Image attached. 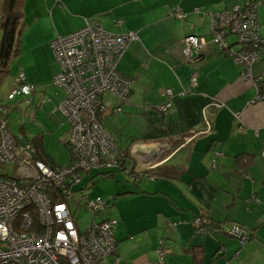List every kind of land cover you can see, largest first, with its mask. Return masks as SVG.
Here are the masks:
<instances>
[{
  "label": "crops",
  "instance_id": "0c3cea01",
  "mask_svg": "<svg viewBox=\"0 0 264 264\" xmlns=\"http://www.w3.org/2000/svg\"><path fill=\"white\" fill-rule=\"evenodd\" d=\"M226 2L60 0L55 4L53 0H22L8 90L22 73L33 92L13 102L0 97V105L24 102L33 113L30 122L31 117L45 122L60 114L57 106L65 93L52 83L60 71L50 49L55 37L76 32L86 22H98L113 34L133 32L138 37L117 65L130 84L128 104L108 93L102 96L104 104L106 94L116 99L126 116L106 124V118L113 115L105 104L108 111L102 127L118 149L134 148L137 153L131 156L138 164L172 169L174 177L140 183L134 192L116 198L105 215L117 219L116 251L109 264H160L158 246L168 250L161 264H264V88L258 93L253 79L264 73V58L251 67L252 78H243L244 66L209 44V15L227 9ZM248 2L237 0L236 4ZM176 9L184 18L174 15ZM257 20L264 34V23ZM188 35L208 42L206 50L191 61L181 52ZM227 42L232 49L238 48L230 37ZM192 76L195 86L185 92ZM164 90H171L172 97L168 99ZM166 101L171 104L169 110L159 114L156 108ZM62 123L67 133L60 126L55 135L66 147L69 125ZM36 136L43 146L42 127ZM124 137L129 139L125 145L121 143ZM239 155L244 156L243 163L237 161ZM196 217L203 232L194 224ZM232 224L250 234L243 244L227 233Z\"/></svg>",
  "mask_w": 264,
  "mask_h": 264
},
{
  "label": "built area",
  "instance_id": "2783aa9c",
  "mask_svg": "<svg viewBox=\"0 0 264 264\" xmlns=\"http://www.w3.org/2000/svg\"><path fill=\"white\" fill-rule=\"evenodd\" d=\"M256 7V2L251 1L246 6L210 14L209 44L218 46L235 64L243 65V78H252L250 68L264 48L260 30L245 29L247 20L257 21ZM174 15L184 18L178 9ZM231 36L236 38L237 49L227 44ZM137 40L133 32L113 34L98 22H86L80 30L57 36L50 42L60 67L52 83L65 93L57 110L69 125L66 142L69 161L62 166L35 160L34 147L23 136L15 139L9 133L8 107L0 105V166L11 163L16 170L11 176L0 171V264H105V258L116 251L117 219L95 218L105 210L107 202L86 200L83 207L94 217L88 226L81 228L68 201L73 198V187L81 183L86 173L114 168L121 162L119 149L102 127V114L107 112L102 96L108 93L128 104L130 84L117 65L126 49ZM207 45L203 38L188 35L183 39L181 52L186 61H191ZM195 83L192 76L185 92ZM32 92L33 87L19 73L10 85L7 100L29 98ZM163 93L168 99L172 97L171 90ZM170 105L166 101L156 111L164 114ZM146 163L140 165L154 168ZM49 187L59 191L62 201L51 202L46 193ZM194 224L199 232L204 231L198 217ZM227 233L241 244L247 240V231L238 224H232ZM167 251L157 247L160 264Z\"/></svg>",
  "mask_w": 264,
  "mask_h": 264
},
{
  "label": "rangeland",
  "instance_id": "374dc122",
  "mask_svg": "<svg viewBox=\"0 0 264 264\" xmlns=\"http://www.w3.org/2000/svg\"><path fill=\"white\" fill-rule=\"evenodd\" d=\"M2 1L3 0H0V6H1ZM226 1H227L226 5L228 7L226 10H231L237 2V0H233L234 2L232 0H226ZM255 2L257 4L256 8L258 9L257 18L260 19V21L264 23V0H255ZM222 10L224 9H221L218 12ZM257 21L253 22L252 20H247L248 25L246 26L245 29L252 30V29L257 28L258 30H260L261 28L260 22L258 23L259 24L258 25ZM263 28H264V25H263ZM8 80H9V77L6 78L4 82L0 85V97L2 98V100L6 98V95L8 92ZM15 100H18V99H15ZM15 100H12L9 102H13ZM104 101H105V104L109 108L115 109L116 111H118L117 114H120L118 116L112 111L113 116L106 118V124L109 123V120H113L114 118L119 117V119H124L126 115L122 114V110L117 107L118 101L116 99L111 98L108 96V94H106L104 96ZM9 102L6 104V106L8 107L7 128H8L9 133L13 137H15V139H18V137L23 135L26 141L31 142L32 138L41 132V127H42V132L45 135L43 146H45L46 152L43 149L44 154L47 155L50 159H52L53 162H55L58 165H64L68 163V157H69L68 151L66 147H64L63 142L59 141V135L57 136L55 135L56 131L60 129V126L63 129L62 133H65V134L67 133V128L64 127L62 123L65 120L63 121L61 120V123L58 120V119H61V115L57 114L56 117L51 116L50 119L46 120L45 122H43L42 120L40 121L39 117L36 116L35 121L31 120L30 122L29 116L33 113L32 111L29 110L30 111L29 112L27 110V108L29 107L27 104H25L24 102H20V103H16L15 105H11ZM106 113L102 114V118H103V115H106ZM115 115H117V117ZM122 124L126 126V129L128 131L132 130V128L127 124V122L122 121ZM106 127H108V129L113 133V138L116 139L117 135L116 133L114 134L113 129H110L109 125H107ZM43 128L45 129L43 130ZM58 133H61V131H58ZM128 141H129L128 138H125V137L121 138V143H124V145ZM117 143H120L118 139H117ZM129 153L130 155L135 156L137 152H135L134 148L130 146ZM144 164H147V163H144ZM0 171L2 175H7V176H11L16 172L14 166L11 163L0 166ZM108 172L111 174H107ZM140 183L141 185H146L150 183H155V180L150 178L148 180L139 182L138 184ZM128 184L135 185L129 180L128 176H125L123 173H121L120 170L111 169V170L106 171V170L95 169V170H91L89 173H86L83 176L82 184H79L73 187L72 189L73 198L68 201V204L72 210L74 218L78 221V224L80 225V227L85 228L86 226H88V224L92 221L94 217L91 212L85 211L83 207L86 200L100 199V200H105V201L107 200L112 201L116 192L120 191L122 187ZM76 201H79V203L78 202L76 203ZM112 207H113V204L110 202L107 209L104 212H101L99 215H96L95 218L96 219L105 218L106 217L105 215L110 211ZM111 260H112V255H109L105 258L104 263L109 264Z\"/></svg>",
  "mask_w": 264,
  "mask_h": 264
},
{
  "label": "trees",
  "instance_id": "16d2710c",
  "mask_svg": "<svg viewBox=\"0 0 264 264\" xmlns=\"http://www.w3.org/2000/svg\"><path fill=\"white\" fill-rule=\"evenodd\" d=\"M250 1L255 2V0H249V2ZM21 4H22V0H3L0 6V85L8 77L9 71H10V65L13 62L15 55L17 53V46H18V39L20 35V25H21V22H20ZM237 5L239 4H236L234 6H237ZM240 6H243V5H240ZM256 15H257V11H256ZM260 36L263 37L264 34H260ZM230 38H231V41H234V42L236 41L235 37L231 36ZM227 44L229 43L227 42ZM261 51L262 52L259 54L257 59L253 62L251 67H253L256 62L264 58V48ZM220 53L222 52L220 51ZM250 72H251V68H250ZM251 76H252V73H251ZM253 79L256 82L258 93H262L263 88H264L263 71L260 72V74L254 77ZM17 98H21V97H16L13 100ZM6 100H7V95H6ZM2 105L6 106V104H2ZM31 143L33 144L31 145L34 147V151H35L34 152L35 160H42L51 166H57L54 164H50L49 160L46 159L45 154L43 152V146L41 144L40 137L36 136L32 138ZM119 153L121 154L122 159H121V162L117 163V166H115L114 168H109V169L105 168V169H98V170H106V171L111 170V169L120 170L121 173H123L125 176H128L129 180L135 185L128 184L122 187L120 191L116 192L112 201L110 200L105 201L107 202V207L110 202L114 204V201L116 200L118 196H122L128 191L134 192V189H136L138 183L141 180L150 179V178L154 180H160V179L162 180V179H171L172 177H174L172 176V174L174 173L172 169H164L162 167L158 169L155 167L151 169H145L141 165H138V162L136 161L135 158H133L129 154V151L119 149ZM243 157H244L243 155H239V157L237 158V161H240L241 163H243L242 161ZM58 166H62V165H58ZM107 174H111V173L108 172ZM82 181L80 184H82ZM46 193H47V196L50 198L51 202H59L60 200L62 201L59 195V191L54 190L52 187H49L48 189H46ZM107 207L105 208V210L107 209ZM249 235L250 234L247 231V238L250 237Z\"/></svg>",
  "mask_w": 264,
  "mask_h": 264
}]
</instances>
